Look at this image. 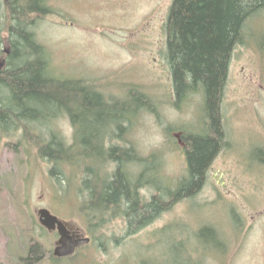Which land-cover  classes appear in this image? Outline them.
<instances>
[{"label":"rangeland","instance_id":"374dc122","mask_svg":"<svg viewBox=\"0 0 264 264\" xmlns=\"http://www.w3.org/2000/svg\"><path fill=\"white\" fill-rule=\"evenodd\" d=\"M47 1L53 13L34 32L48 51L51 74L86 79L108 99L130 104L129 91L142 90L151 98L152 112L128 122L124 140L114 143L133 146L150 160L143 167L156 165L167 184L186 177L184 135H203L207 121L202 95L191 96L180 107L175 104L165 31L172 0ZM246 28V42L231 60L222 105L230 149L215 159L193 199L135 236H127L124 221L114 220L92 249H83L74 261L55 262L58 235L40 229L37 211L48 209L90 237L80 201L72 187L68 192L59 188L50 177L51 166L21 132L11 137L0 132V264H23L33 243L42 257L36 264H140L149 256L173 264L174 247L184 243L180 262L186 264L185 250L196 246L195 233L206 226L218 229L225 247L202 256L203 264H264V10L250 17ZM55 130L73 141L68 120H59ZM143 167L133 164L129 171L138 175ZM142 193L150 197L154 190ZM212 235L206 233L207 238Z\"/></svg>","mask_w":264,"mask_h":264},{"label":"trees","instance_id":"16d2710c","mask_svg":"<svg viewBox=\"0 0 264 264\" xmlns=\"http://www.w3.org/2000/svg\"><path fill=\"white\" fill-rule=\"evenodd\" d=\"M261 10L264 0H172L165 31L175 104L180 107L191 96L202 95L207 125L201 136L184 135L187 176L167 184L156 165L143 167L150 160L133 146L114 143L124 140L128 122L142 112H152L151 98L134 88L128 93L133 105L110 100L86 79L52 75L48 51L34 32L37 23L53 13L48 1L0 0V62L5 61L0 63V132L5 137L21 132L22 138L37 146L38 157L51 166L50 177L59 188L68 192L72 187L76 192L79 212L90 225V246L64 259L74 261L83 249L99 244L101 230L114 220L125 222L127 236L137 235L163 213L193 199L206 184L215 159L230 149L222 105L231 60L236 48L246 42L249 18ZM61 119L73 127L71 143L55 130ZM133 164L143 167L140 174L130 173ZM147 188L154 190L150 197L142 193ZM207 232L213 237L207 238ZM220 235L216 227L198 230L196 246L185 250L186 264H203L202 256L212 250L221 253L225 244ZM37 246L32 244L23 264L42 259L35 252ZM178 246L173 264H185L180 261L186 246ZM140 264L166 263L149 256Z\"/></svg>","mask_w":264,"mask_h":264},{"label":"water","instance_id":"95a60500","mask_svg":"<svg viewBox=\"0 0 264 264\" xmlns=\"http://www.w3.org/2000/svg\"><path fill=\"white\" fill-rule=\"evenodd\" d=\"M37 216L40 226L47 232L58 235L53 252L57 259L72 257L79 249L89 246L92 242L90 237L81 234L72 224L61 220L48 209H39Z\"/></svg>","mask_w":264,"mask_h":264},{"label":"bare ground","instance_id":"6f19581e","mask_svg":"<svg viewBox=\"0 0 264 264\" xmlns=\"http://www.w3.org/2000/svg\"><path fill=\"white\" fill-rule=\"evenodd\" d=\"M26 116V115H25Z\"/></svg>","mask_w":264,"mask_h":264},{"label":"flooded vegetation","instance_id":"af4514ba","mask_svg":"<svg viewBox=\"0 0 264 264\" xmlns=\"http://www.w3.org/2000/svg\"><path fill=\"white\" fill-rule=\"evenodd\" d=\"M57 234V233H56Z\"/></svg>","mask_w":264,"mask_h":264}]
</instances>
